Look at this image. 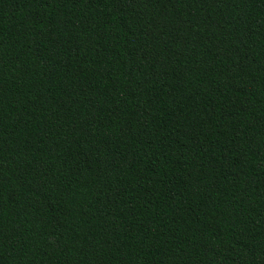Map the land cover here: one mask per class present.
<instances>
[{
	"label": "trees",
	"instance_id": "trees-1",
	"mask_svg": "<svg viewBox=\"0 0 264 264\" xmlns=\"http://www.w3.org/2000/svg\"><path fill=\"white\" fill-rule=\"evenodd\" d=\"M0 264H264V0H0Z\"/></svg>",
	"mask_w": 264,
	"mask_h": 264
}]
</instances>
